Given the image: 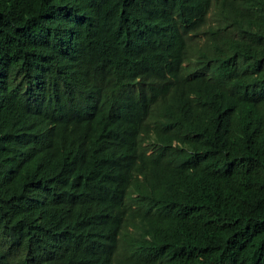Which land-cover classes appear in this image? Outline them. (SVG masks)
Instances as JSON below:
<instances>
[{"label":"trees","instance_id":"16d2710c","mask_svg":"<svg viewBox=\"0 0 264 264\" xmlns=\"http://www.w3.org/2000/svg\"><path fill=\"white\" fill-rule=\"evenodd\" d=\"M0 264H264V0H0Z\"/></svg>","mask_w":264,"mask_h":264}]
</instances>
